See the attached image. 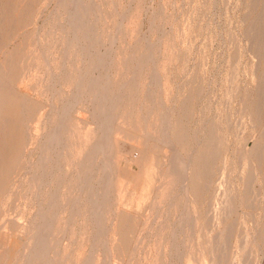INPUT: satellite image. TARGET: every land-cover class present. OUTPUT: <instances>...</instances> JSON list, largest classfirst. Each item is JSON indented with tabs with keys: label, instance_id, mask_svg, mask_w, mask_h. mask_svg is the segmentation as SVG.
Instances as JSON below:
<instances>
[{
	"label": "rangeland",
	"instance_id": "rangeland-1",
	"mask_svg": "<svg viewBox=\"0 0 264 264\" xmlns=\"http://www.w3.org/2000/svg\"><path fill=\"white\" fill-rule=\"evenodd\" d=\"M263 73L264 0H0V264H264Z\"/></svg>",
	"mask_w": 264,
	"mask_h": 264
},
{
	"label": "bare ground",
	"instance_id": "bare-ground-1",
	"mask_svg": "<svg viewBox=\"0 0 264 264\" xmlns=\"http://www.w3.org/2000/svg\"><path fill=\"white\" fill-rule=\"evenodd\" d=\"M249 33L251 34V32H249ZM247 35H248V34H247ZM258 49H260V48H258ZM260 50H261V49H260ZM261 52H262V50H261ZM259 53H260V51H259ZM259 53H257V55H258ZM260 54H261V53H260ZM256 57H257V56H256ZM260 57H263V56L260 55ZM257 58H259V56H258ZM259 74H260V73H259ZM263 74H264V73H263ZM263 76H264V75H263ZM261 77H262V76H261ZM258 79H259V76H258ZM262 81H263V79H262ZM260 82H261V81H260ZM263 82H264V81H263ZM260 84H261V83H260ZM262 84H263V83H262ZM262 84H261V85H262ZM261 85H259V86H261ZM259 86H258V87H259ZM258 95H259V94H258ZM258 104H259V102H258ZM243 106H244V105H243ZM259 106H260V105H259ZM2 108H3V107H2ZM258 108H260V107H258ZM185 111H186V110H185ZM258 111H261V110H258ZM258 111H257V112H258ZM187 112H188V111H187ZM241 113H242V112H241ZM255 113H256V111H255ZM183 114H184V113H183ZM242 114H243V113H242ZM14 115H15V114H14ZM256 115H259V117H260V113H259V114H256ZM181 116H182V115H181ZM240 116H242V115H240ZM181 120H182V119H181ZM167 121H168V119H167ZM61 123H62V122H61ZM64 123H65V122H64ZM174 123H175V122H174ZM169 124H170V121H169ZM172 125H173V124H172ZM174 125H175V124H174ZM61 126H62V124H61ZM63 126H64V125H63ZM66 126H67V125H66ZM165 126H167V127L165 128V134H166L167 142L169 143V140H170L169 134L171 133V132L169 133V129H170V131H171V128L168 126V123H166ZM59 127H60V126H59ZM59 127H58V129H60ZM173 127H174V126H173ZM64 128H65V126H64ZM64 128H63V130L66 131V133H67L68 130H66V129H64ZM68 128H69V126L67 127V129H68ZM72 130H73V127H72ZM213 130H214V129H213ZM70 131H71V130H70ZM181 132H182V131H181ZM64 133H65V132H64ZM66 133H65V134H66ZM75 133H76V132H75ZM77 133H78V132H77ZM174 133H175V132H174ZM212 133H213V132H212ZM65 134H64V136H65ZM67 134H68V133H67ZM69 134H71V133H69ZM69 134H68V135H69ZM77 135H78V134H77ZM77 135H76V136H77ZM184 135H185V134H184ZM214 135H215V134H214ZM61 136H62L61 134L58 135V142H60L59 139L61 138ZM182 136H183V135H182ZM186 136H187V135H186ZM62 137H63V136H62ZM67 138H68V136H67ZM69 138H70V137H69ZM181 138H182V137H181ZM186 138H187V137H186ZM214 138H215V137H214ZM65 139H66V138H65ZM176 139H177V138H176ZM176 139H175V140H176ZM184 139H185V138H184ZM61 140H62V139H61ZM209 140H210V139H209ZM62 141L64 142V140H62ZM170 141H172V140H170ZM213 141H214V140H213ZM213 141H212V142H213ZM216 141H217V138H216ZM216 141H214L215 143H213V144H218V143H216ZM3 142H4V141H3ZM58 142H57V144H59ZM63 142H60V143L62 144ZM66 142H69V141H65V143H66ZM209 142H210V141H209ZM259 142H260V141H259ZM259 142H258V143H259ZM170 143H172V142H170ZM186 143H187V142H186ZM260 143H261V142H260ZM260 143H259V145H260ZM61 144H60V145H61ZM172 144H174V143H172ZM172 144H171V145H172ZM182 144H183V143H182ZM213 144H212L211 146L216 147V148H213V147H212V149H214V150H213V154H214V153H215L214 151H215V149L218 148V146H217V145L215 146V145H213ZM169 145H170V144H169ZM171 145H170V146H171ZM259 145L257 144V147H258ZM65 146H66V145L64 144V147H65ZM71 146H72V145H71ZM197 146H199V145H197ZM197 146H196V147H197ZM58 147H59V146H58ZM61 147H63V146H61ZM66 147H67V146H66ZM66 147H65V148H66ZM173 147H174V146H173ZM56 148H57V146H56ZM192 148H193V147H192ZM198 148H199V147H198ZM206 148H207V147H206ZM209 148H210V147H209ZM255 148H256V147H255ZM61 149L64 150V148H61ZM67 149H68V148H67ZM195 149H196V148H195ZM212 149H211V150H212ZM256 149L258 150V148H256ZM260 149H261V148H260ZM65 150H66V149H65ZM188 150H189V149H188ZM207 150H208V149H207ZM209 150H210V149H209ZM218 150H219V149H218ZM218 150H217V151H218ZM254 150H255V149H254ZM257 150H256V151H257ZM56 151H58V150H56ZM192 151H193V150H192ZM205 151H206V150H205ZM259 151H260V150H259ZM259 151H257L258 154H256V155H259V154L262 155L261 152L259 153ZM58 152H59V151H58ZM62 152H64V151H62ZM66 152H67V151H66ZM68 152H69V151H68ZM210 152H211V151H210ZM64 153H65V152H64ZM216 153H217V152H216ZM59 154H60V153H59ZM59 154H58V155H59ZM68 154H69V153H68ZM209 154H210V153H209ZM65 155H66V154H65ZM174 155H175V157H176V159H177L178 164L180 165V169H181V175H180V176H181V178L184 179V181H186V180H187V172H188V170H187L188 167H187V166H189V165H187L186 160L183 158L184 156H181L180 153H175ZM59 156H62V154L59 155ZM189 156H190V154H189ZM56 157H57V155H56ZM64 157H65V156H64ZM64 157H63V158H64ZM209 157H210V156H209ZM212 157L214 158V156H212ZM260 157H261V156H260ZM58 158H60V157H58ZM63 158H62V159H63ZM190 158H191V157H190ZM199 158H200V156H199ZM201 158H202V157H201ZM213 158H211V159H213ZM257 158H259V156H257ZM55 159H56V158H55ZM211 159H210V160H211ZM243 159H244V158H243ZM261 159H262V158H261ZM203 160H205V159H203ZM259 160H260V158H259ZM53 161H54V160H53ZM58 161H59V160H58ZM70 161H71V160H70ZM206 161H207V160H206ZM260 161H261V160H260ZM56 162H57V161H56ZM190 162H191V161H190ZM241 162H242V161H241ZM54 163H55V162H54ZM54 163H53V164H54ZM188 163H189V162H188ZM198 163H199V162H198ZM202 163H204V162H202ZM243 163H244V161H243ZM51 164H52V163H51ZM58 164H59V163L57 162V164H55V165L57 166ZM63 164H64V163H63ZM204 164H205V163H204ZM61 165H62V163H61ZM242 165H243V164H242ZM63 166H64V165H63ZM63 166H62V167H63ZM50 167H52V165H51ZM58 167H61V166L58 165ZM207 167H208V165H207ZM247 167H248V165H247ZM52 168H53V167H52ZM52 168H51V169H52ZM64 168H65V167H64ZM189 168H190V167H189ZM199 168H200V167H199ZM51 169H50V170H51ZM59 170L61 171V170H63V169H62V168H61V169L58 168V172H59ZM209 170H210V169H209ZM246 170H248V168H246ZM201 171H202V170H200V172H201ZM48 172H49V171H48ZM48 172H47V174H48ZM51 172H52V170H51ZM51 172H49V174H50ZM65 172H66V171H65ZM61 173H62V172H61ZM203 173H204V171H203ZM53 174H54V172H53ZM204 174H205V173H204ZM60 175H61V174H60ZM49 176H50V175H49ZM63 176H64V174H63ZM65 176H66V175H65ZM65 176H64V177H65ZM53 177H55V176H53ZM56 177H57V176H56ZM56 177H55V178H56ZM59 177H61V176H59ZM190 177H191V176H190ZM199 177H201V176H199ZM51 178H52V176H51ZM65 178H66V177H65ZM65 178H64V179H65ZM197 178H198V177H197ZM61 179H63V177H62ZM183 179H182V180H183ZM55 180H56V179H55ZM58 180H59V178H58ZM180 180H181V179H180ZM59 181H60V180H59ZM61 181H63V180H61ZM189 181H190V180H189ZM197 181H198V180H197ZM182 182H183V181H182ZM186 182H188V181H186ZM186 182H185V184H186ZM199 183H200V182H199ZM226 183H227V182H226ZM61 184H62V183H61ZM182 184H183V183H182ZM185 184H184V185H185ZM56 185H58L57 182H56ZM225 185H226V186H225V187H226L225 192H226V191L228 192V191H229V190H227L228 185H227V184H225ZM59 186H60V185H59ZM195 186H196V185H195ZM221 187L225 188L224 185L221 186ZM183 189H185V191H186V193H187V186H185V188H183ZM191 189H192V188H191ZM59 190H60V188H59ZM107 190H108V189H107ZM220 190H221V188H220ZM223 190H224V189H223ZM60 191H61V190H60ZM249 191H250V190H249ZM223 192H224V191H221L222 196H223ZM228 193H231V192H228ZM224 194H227V193H224ZM248 194H249V193H248ZM229 195H230V194H229ZM256 195H259V194H256ZM188 196H189V195H188ZM188 196H187V198H188ZM250 196H251V195H250ZM254 196H255V195H254ZM223 197H224V196H223ZM187 198H186V199H187ZM220 198H221V196H220ZM227 198H228V197H227ZM246 198H247V195H246ZM246 198H245V199H246ZM253 198H255V197H253ZM186 199H185V200H186ZM223 199H225V198H223ZM230 199H231V198H230ZM259 199H260V198H259ZM259 199H258V200H259ZM188 200H189V198H188ZM227 200H229V199H227ZM249 200H250V199H249ZM186 201H187V200H186ZM186 201H185V202H186ZM220 201H221V200H220ZM250 201H251V200H250ZM189 202H190V201H189ZM189 202L187 201V203H189ZM218 202H219V201H218ZM218 202H217V203H218ZM221 202H222V201H221ZM223 202H224V201H223ZM223 202H222V204H221V203H220V204L223 205V206L225 205L224 207H222V208H225V207L227 206L226 204L229 203V202H228V201H225V202H227L226 204H223ZM225 202H224V203H225ZM231 202H232V201H231ZM251 203H252V202H251ZM220 204H218L219 207H221ZM230 204H232V203H229V205H228L229 207L227 206V209H228V210L225 208V209L228 211V212L226 211L227 213L224 212V209H223V212L226 214L227 218H228V216H229V214H230V212H231V209H229V208H231V207H230V206H231ZM187 205H188V204H186V206H187ZM248 205H249V204H248ZM248 205H247V206H248ZM251 206L253 207V204H251ZM219 207H215V208H216L215 210H217V208L219 209ZM249 207H250V206H249ZM222 208L220 209V212H222ZM215 210H214V213H215ZM212 211H213V210H212ZM217 211L219 212V210H217ZM217 211H216V212H217ZM218 212H217L216 214H218ZM223 212H222V213H223ZM214 213L212 212V215H214ZM222 213L219 215L220 217H221V216L223 217V215L225 216V214L223 213V215H222ZM227 214H228V215H227ZM217 216H218V215H216V218H217ZM219 216H218V218H219ZM226 216H225V217H226ZM213 217H214V216H213ZM216 218H215V220L218 221ZM223 218H224V217H223ZM227 220H228V219H227ZM216 221H214V222H215V223H218V222H219V221H218V222H216ZM220 222H221V219H220ZM220 222L218 223V225L220 224ZM224 222H225V221H224ZM232 226H233V225H231V229L234 230L235 228L233 227V228H234V229H233ZM226 229L229 230L230 228L227 227ZM228 230H226V231H228ZM232 230H231V231H232ZM232 232H234V231H232ZM222 233H223V231H222ZM216 234H217V235H216L215 237H218V233H216ZM226 234H228V233L226 232V233H225V236H226ZM230 234H231V233H230ZM221 235H223V234H221ZM227 236H228V235H227ZM230 236H231V235H230ZM229 238H230V237H229ZM244 238L247 240L246 237H244ZM252 238H253V237H252ZM214 239H215V238H213V241H214ZM216 239H217V238H216ZM216 239H215V240H216ZM225 239H227V237H226ZM253 239H254V238H253ZM228 240H229V239H227V241H228ZM211 242H212V241H211ZM229 242H230V241H228V243H229ZM239 242H241V241H239ZM243 242H244V241H243ZM243 242H242V243H243ZM245 243H246V242H245ZM214 244H215V243H214ZM217 244H218V243H217ZM223 244H224V243H223ZM226 244H227V242H226ZM221 245H222V244H221ZM239 245H240V244H239ZM222 246H223V245H222ZM225 246H226V245H225ZM225 246H224V247H225ZM218 247H219V245H218ZM243 247H244V246H243ZM215 248H216V247H215ZM218 249H219V248H218ZM223 249H225V248H223ZM239 249H240V248H239ZM242 249H244V248H242ZM221 251H224V250H221ZM221 251H220V252H221ZM243 251H244V250H243ZM243 251H242V252H243ZM213 253H214V252H213ZM234 253H235V252H234ZM217 255H218V254H217ZM244 255H245V254H244ZM225 256H226V255H225ZM233 256H234V255H233ZM246 256H247V254H246ZM248 256H249V255H248ZM214 257H216V255H215ZM217 257H218V256H217ZM219 257H221V255H220ZM219 257H218V258H219ZM223 258H224V257H223ZM249 258H250V257H249ZM234 259H235V258H234ZM247 259H248V258H247ZM218 260L221 261V258H219ZM218 260H217V263H219ZM232 260H233V259H232ZM239 260H240V259H239ZM242 260H243V258H242ZM212 261H214V259H212ZM240 261H241V260H240ZM249 261H250V260H249ZM232 262H233V261H232ZM217 263H216V264H217ZM225 263H226V262H225ZM245 263H246V262H245ZM248 263H249V262H248ZM214 264H215V263H214ZM233 264H235V263H233Z\"/></svg>",
	"mask_w": 264,
	"mask_h": 264
}]
</instances>
